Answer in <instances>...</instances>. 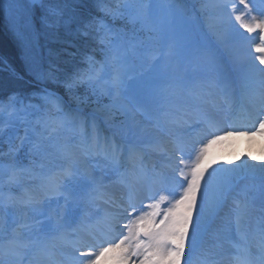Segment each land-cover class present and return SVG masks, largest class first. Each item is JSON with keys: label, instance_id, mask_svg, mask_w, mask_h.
I'll return each instance as SVG.
<instances>
[{"label": "snow or ice", "instance_id": "6c2138e0", "mask_svg": "<svg viewBox=\"0 0 264 264\" xmlns=\"http://www.w3.org/2000/svg\"><path fill=\"white\" fill-rule=\"evenodd\" d=\"M95 2L104 16L122 19L134 27H147L155 35L148 38V43L137 42L136 37L130 41L125 33L115 30L103 19L82 18L68 7V0H0V23L6 25L16 38L26 74L40 84L52 83L63 87L68 97L66 101L57 91L45 86L27 97L13 93L6 99L0 98V144H8L7 155L11 157L7 163L0 160V186L7 185L10 190L7 197L0 196V208L19 205L31 209L45 220L54 221L45 225L41 229L42 235L35 238L32 225L28 223L6 231L5 241L0 244V264H31L29 257L34 250L55 264L51 249H55L57 244L72 248L79 254L78 257L66 258V264H102V261H111V264H182L183 261V264H190L191 253L205 219L218 212L240 179L257 171L264 173V167L257 168L247 161L235 168L208 170V149L222 139L221 133L224 136L264 135V118L259 119L258 128L236 127L233 123L221 127L210 112L171 99L167 93L168 85L130 87L119 71L125 66L129 52L156 59L157 54L163 56L172 51V36L167 27L148 26L151 5L145 0H123L115 8L109 5L108 0ZM239 4L243 5V10L237 14L234 2L217 0L218 18L208 24V32L187 36L184 44L185 54L196 61L203 59L208 70L217 76L229 108L233 107L235 100L222 69L229 58L235 62L244 59L233 52L229 42L255 43L254 51L258 54L255 59L264 66V0H260L259 7L253 0H239ZM179 6L178 0H165L161 5L165 14L162 21L167 20ZM232 17L249 34L248 37L231 26ZM73 23L75 32L80 35L95 33L98 43L104 45L105 61L97 66L92 56L84 55L82 62L87 67L77 68L61 78L60 70L52 60L53 57L58 59L59 53H55L48 44L59 41L61 28L66 34H72L70 24ZM218 24L221 27L218 28ZM253 33H257V37L249 40ZM41 38L44 43H41ZM153 42L160 47H154ZM108 67L114 71H108ZM252 67L264 74V67L257 69L255 64ZM0 68L11 70L17 79H23L2 57ZM81 86L97 97V107L91 112H85L81 107L88 100L87 95H77L76 90ZM103 95L108 96V104L99 102ZM256 95L257 115L264 116V81ZM192 112L197 117L194 128L189 121ZM116 113L124 119L115 122L113 117ZM137 114L158 126L189 125L190 131L203 133L204 138L195 142L201 146L197 148L195 143L176 140L175 149L168 151L160 143L137 142ZM101 116L107 128L102 126ZM21 128L23 135L20 134ZM63 129H70L75 134L85 155H102L125 189L120 201L110 197L105 199V203L117 209L106 211L100 221L104 225L105 238H97L83 218L77 223L65 220L62 215H45L42 199L24 187L25 178H32L39 181L38 188L44 197L63 195L59 185L49 186L44 171L46 164L51 163L49 148L63 154L62 146L52 144V134ZM146 148L164 153L165 163L160 169L153 166L149 171L146 168ZM21 150H25L28 164L16 158ZM186 151L189 152L187 158ZM4 155L0 149V157ZM163 168L169 169L170 174ZM62 171L65 175L72 174L71 166ZM92 183L97 185L95 195L91 197L93 202L107 195L103 185L95 180ZM12 187L20 189V195H13ZM247 207V199L235 201L233 216L237 234L242 232ZM81 233H87L96 242L84 245ZM226 239L235 249L232 264H253L246 240L235 243L230 237ZM259 248L260 264H264V227L260 229Z\"/></svg>", "mask_w": 264, "mask_h": 264}, {"label": "rangeland", "instance_id": "374dc122", "mask_svg": "<svg viewBox=\"0 0 264 264\" xmlns=\"http://www.w3.org/2000/svg\"><path fill=\"white\" fill-rule=\"evenodd\" d=\"M77 1L79 3H84L85 0H77ZM108 1H111L110 4H114L115 7L118 4L123 3V0H108ZM178 2L180 5L179 8L173 11L167 20L162 21L161 17L164 16L165 14L161 10V5L165 3V0H145V3H149L151 5L150 16L147 22L148 26L154 24L157 26L167 27L170 35L172 36L171 43L174 45V47L172 51L166 55L160 56L159 54H157V58L154 59L155 66L153 68H151L152 64L151 66L147 65L149 61H151L150 57L146 56L147 59H144V61H146V63L144 64L146 65V67H148V69L151 72L152 71L155 72L156 79L159 80L164 79L172 82V85H168V83L165 81L162 82V86L163 85L170 86L167 89V93L171 99H173L177 103H183L189 105L188 101H185L183 99V95H185L183 90L187 88L192 91L193 93L192 96L198 101H200L201 102L200 104L204 106V108L206 109L208 107L205 101L206 99L205 93L208 91L205 90L206 85L215 86L217 83L218 89H221V85L218 81L217 76L208 70L206 63L203 59L196 61L193 60L191 57H189L187 54H185L184 44H185V37L199 35L200 33L208 32V24L210 22H215L218 18V10L215 7L217 0H214V3L208 2V0H192V2H186L185 0H178ZM233 2L237 6L238 9L237 14H240V10H243V5L239 4V0H229V3H233ZM253 3H255L258 7L260 6V0H253ZM68 7L70 9H73L69 3H68ZM229 11H231L230 8ZM101 19H103V21L112 28H114V26L110 22V20H112L113 23L116 24L120 23L123 29L126 30L124 33L126 34L127 38L130 39V41L133 39V37H136L138 38L137 40L138 42L144 41L145 43H148L149 42L148 38L150 36L155 35V33L149 31L147 27L141 28L140 25H136L134 27L133 25L128 24L126 21L119 18L115 20H113L111 17H106ZM231 26L235 30H238L240 33H242L243 36L246 37L249 36V34L244 32V30L240 27L239 22H237L234 17H232L231 19ZM217 27L219 28L221 26L218 24ZM3 28L6 34H8L9 36L11 35V37L16 39L13 36L12 32L9 31L6 25L3 24ZM61 30L64 29L61 28L60 31ZM257 35H258L257 33L251 34L249 40H251L252 37H257ZM210 38L214 40V37H210ZM43 40L44 39L41 38V41ZM154 47L159 48L160 46L159 44L154 43ZM229 47L232 48L234 53L243 56L244 59L239 62H235L232 60L231 63L233 65L235 64L236 65L235 67H237L236 72L229 67L230 61L228 62L227 60V62L225 63L222 69L223 75L227 79V83L233 97H236L239 94L237 88L238 81H240L244 93L249 94L250 91L254 90L253 88L254 82L264 81V76L260 72L253 69L252 67L253 64L256 65L257 69L260 67H264L259 65L258 60L255 59V57L258 55L254 51L255 43H250L249 41H242L240 44H234L232 42H229ZM103 48L104 45L103 47H101V49ZM138 60L142 61L140 57H138ZM12 68L15 70L16 73H20L23 76L22 80H25L31 86H34V84L37 83L35 80L32 79L31 76L26 74V69L24 67V64H23V69H24L23 73L16 70L14 67ZM132 68L133 65L130 64V65H125L123 68L119 69L122 78H124L125 81L128 83V85L132 88L145 87V85L148 84L147 75L145 73H141L139 75L135 74L134 71H132ZM141 70L143 71L142 63H141ZM109 71H114V69ZM11 72L12 75L15 76L14 72L13 71ZM131 76L136 78L130 80L129 77ZM208 88L210 93H215V94L217 93L218 95V90H216V88L213 87H208ZM83 92L85 93V95L90 94L89 92L86 91V89H84ZM99 102L101 104H108L109 103L108 96L106 95L100 96ZM210 107L215 111L213 117L218 122H221L223 124L229 123V121H227V114L220 116V112L224 108L222 103L215 104L214 106H212L211 103ZM229 110L236 112V110H234L233 108ZM118 115L119 116L117 117L115 116L113 117L115 122H119L124 119V117L121 116L119 113ZM261 118H264V116L259 115V119ZM100 120L102 126L107 128L108 125L103 123L102 116L100 117ZM143 121H148L151 125H155L158 128V130L161 131V133L171 135L175 137L176 140H183L189 144L195 143L196 141L202 140L204 138V136L201 137L202 134H198L197 136V133L194 132V134H191V132L189 131L190 126L192 128L197 126V123L195 124V122L190 123V126L183 125L177 127L169 124L158 126L154 121L147 120L143 115L137 114L136 116V122L138 125L136 129L137 142H143V137H144L142 133V128L144 127ZM236 127H240V126L236 125ZM258 127H259V123H257V126L255 128ZM5 132H7V129H5ZM20 134L23 135V128L20 129ZM221 135H222V139H220L217 143L211 145V147L208 149L209 171H211L213 168H235L236 165H238V163L239 164L243 163L244 157L246 156L244 153L245 144L249 142L251 143L253 139L264 141V135L259 133L257 134L249 133L247 135H232V136H224L223 133H221ZM152 138L154 140L157 139V137H152ZM52 144L62 146L63 154H61V152L56 151L55 148H49V151L52 153L51 163L46 164L44 171L46 173L49 186L59 185L63 195H58L51 198L44 197L43 192L38 188L39 181L32 178H25V180L23 181L24 187L25 189L34 193L35 195H37L42 199L41 206L43 208L45 215H47L48 213H53L54 215H61V213L66 208L70 207L72 218L77 223H79L81 218L84 219V215H85V220H88V216L94 215L95 212L99 209V205H98L99 200L96 199L94 202L91 200V197L95 194L90 191V188L92 186H97L96 184L92 183V180H95L97 184L103 185V187L109 188L112 184H114V182L118 181V176L113 171L109 162L106 159H104L102 155L92 156V157L85 155L84 148L80 145L79 141L75 137V134L70 129H63L54 132L52 134ZM195 146L199 148L201 145L199 143H195ZM0 149H2L3 152L5 153L3 157H0V160H3L5 163H7L11 159V157L7 155L8 144L7 143L0 144ZM24 151L25 150H21V152L16 155V158L18 160H23L24 164H28V159L24 156ZM188 155L189 152L186 151L185 157L187 158ZM59 159H65L69 162V164H71L72 174L70 176L65 177V179L60 184H57L55 183V179H53L51 175L47 173V171L49 168L59 167L60 164L58 162ZM85 159L89 160L88 163L85 161ZM194 159L195 156L193 154L192 160ZM55 160H57V162ZM151 160L155 161L154 158L150 159L148 157H145L146 168L149 171H151L153 168V165L150 164V162H153ZM90 161H92L91 164H89ZM190 162L191 161H189V163ZM96 164H98V169L95 168ZM156 168L158 169V165H156ZM92 172L96 174V176L95 175L89 176V173ZM258 188H260V191ZM9 191H10L9 187L7 185L0 186V196L7 197ZM11 193L13 195H20L21 190L16 187H12ZM123 195H124L123 193H120L119 197H122ZM245 199H247V201H252V204L248 205L246 213L244 215L242 231L248 233L250 232V229H255V232H258L262 227H264L261 224V221L262 222L264 221V177L261 176L259 177L255 175L251 176L248 174L239 180L236 189L232 192V194L229 196V198L226 200L223 206L218 210V216L220 217L216 218L214 215L211 217H207L205 219L202 225V230L199 233V235H201L202 238H197V245L195 249L199 245H201L205 240H207L213 244L212 251H215V253L225 252V251L232 252L233 251L232 249L234 248H231L232 245L228 244L227 239L224 240V238L230 237L231 240L233 241L241 240L240 235L242 234V232L240 234H237V232L235 231L233 211L230 212L228 216L229 219L226 220V218H224L223 216V214L225 213V212L223 213V210L226 209L227 212V210L230 208V206L233 203L235 207V201L238 200L243 201ZM246 217L248 218L249 221L251 220V217H253L252 220L253 226L255 225L256 226L252 228L250 227L247 228L248 224L246 223L248 222V220L246 219ZM258 220H261L260 223H258ZM23 223H28L32 225V235L33 238H35L37 236L42 235L41 229L45 225L49 223H54V221L45 220L44 217H41L36 213L32 212L31 209L24 208L19 205H17L16 207H9L7 209L0 208V244H2L5 241L6 231L10 232L13 227H16ZM221 226L222 228L224 227L225 229H227L229 233L224 231L223 232L224 236L219 237L217 241L215 240L212 234L213 231L216 230V228H219ZM21 231H24V229H21ZM259 243L260 241L256 242L257 246L255 248L257 249L259 248ZM195 249L193 250V253H195L194 252ZM51 251L59 252L60 258H62V260H65L61 262L56 257H54L55 264H59V262L66 264V258H70L72 256H76V257L79 256V254L75 253L72 248L66 247L65 249L62 250L58 245L56 246L55 249H51ZM251 252H253V250H251ZM30 256L31 258L34 257L35 259V262L34 263L32 262L31 264H52V261L48 260L44 256V254L38 251L34 250ZM194 257H195L194 255L191 256V261H193ZM79 259H84V258L79 257ZM135 259L137 258H133V260ZM227 259H228L227 261H230L232 263L231 257H228ZM102 264H111V261H102ZM208 264H221V263L218 262L216 256H214L212 257V259L208 261ZM257 264H259V261H257Z\"/></svg>", "mask_w": 264, "mask_h": 264}, {"label": "trees", "instance_id": "16d2710c", "mask_svg": "<svg viewBox=\"0 0 264 264\" xmlns=\"http://www.w3.org/2000/svg\"><path fill=\"white\" fill-rule=\"evenodd\" d=\"M68 3L82 18L89 20L92 18H106L102 12L98 11L95 0H85L84 3H79L77 0H68ZM108 3L111 7H115L114 4H110L111 1H108ZM110 21L117 30L122 32L124 31L120 23L116 24L113 23L112 20ZM75 28L76 25L74 23L71 24L70 29L72 34H66L65 30H59V41L48 44V47H50L55 53H59V58L57 59L56 57H53L52 60L53 63L59 68V75L61 78H63L65 74L70 75L77 68H86L87 65L82 62L84 55L92 56L97 62V66L104 63L105 61V53L101 49L103 45L98 43L95 38V33H92L88 36H83L76 33ZM41 43H44V40L41 41ZM0 57L4 58L8 64H10L16 70L22 73L24 72L23 61L20 58L17 40L11 37V35L9 36L6 34L2 23H0ZM40 85L48 86L49 88L59 92L66 98V100H68L63 87L52 83ZM40 89L41 87L35 85L31 86L25 80L17 79L16 76L12 75L10 70L0 68V98L6 99L13 93H17L26 97L30 96L34 92L39 91ZM84 89L85 87L83 86L78 88L76 90L77 95L81 97L86 96L83 92ZM96 100L97 97L92 95L88 96V100L85 102V104L81 105L85 108V112H89V110L97 107V104L95 103ZM33 102L38 103L39 101ZM72 107H76V104L73 103ZM114 116L117 117L119 115L116 113Z\"/></svg>", "mask_w": 264, "mask_h": 264}, {"label": "bare ground", "instance_id": "6f19581e", "mask_svg": "<svg viewBox=\"0 0 264 264\" xmlns=\"http://www.w3.org/2000/svg\"><path fill=\"white\" fill-rule=\"evenodd\" d=\"M262 74V73H261ZM264 76V74H262ZM260 83H255L254 88L255 91L251 92L250 94H243L241 93L239 96H237L236 98V108L238 110H241V114L239 117V122L242 121L244 124L246 123L248 126L252 127L254 124L255 126L257 125V123H259L258 119V115L257 112L259 111V106L257 103V92L260 90ZM212 95V94H211ZM186 100L189 101L191 103V105L193 107H199L200 108V102L198 100H195L192 97H186ZM205 101H207V105L209 106L211 101H214L216 104L219 103V100H217V95L215 96H207V98L205 99ZM208 112H212L214 114V110H208ZM231 115V119L234 118L233 114L230 113ZM194 118H192L191 114L189 116V120L193 121ZM142 121V120H141ZM220 124H222L221 122H219ZM143 125L144 127L142 128V133H143V143L147 144V143H160L163 144L168 151H173L175 149V141L176 138L171 136V135H167V134H163L161 133L160 130H158V128L155 125H151L148 121H143ZM152 137H157V139H153ZM145 138V139H144ZM146 157L148 158H152V157H157L159 162L164 164L165 163V157H164V153L161 151H154L151 148H146ZM244 153H245V157H244V161H247L248 164H254L257 166V168H261L264 167V141L261 140H256L253 139L252 142L247 143L244 145ZM252 157H256L255 160L252 159ZM57 162V160H55ZM85 161L88 163V159H85ZM59 167L57 168H49L47 173L51 175V177L53 179H55V183L60 184L65 177L70 176V175H65L62 171V169L64 168H68L69 166H71V164H69V162L65 159H59L58 160ZM92 161L89 162V164H91ZM239 164V163H238ZM93 168V167H92ZM95 168L98 169V164L95 165ZM167 170V168H165ZM72 170V167H71ZM91 175H95L93 172L89 173V176ZM251 176H261L264 177V173H261L259 171L255 172V173H251L249 174ZM54 182V181H53ZM96 188V186H92L90 188V191L92 193H94V189ZM104 192L107 194L105 197L98 199V205H99V209L95 212L94 215H89L88 216V223L91 226V231L95 233L97 238H105L106 237V233H105V229H104V225L103 223H101V219L102 217L105 215V212H112V211H116L117 209L113 208L112 206H110L108 203H105V199L113 198L117 201H120L122 197H119L120 193L125 192V189L122 187V185L117 181L114 182V184H112L109 188L107 187H103ZM95 194V193H94ZM70 206V205H68ZM52 209V208H51ZM48 210V208H47ZM61 215L64 217L65 220H74L72 218V214L70 212V207L66 208ZM246 219L248 220V218L246 217ZM249 222V225L252 224V222ZM81 239H82V243L84 245H91L94 244L96 242L95 239H93L92 236L88 235L87 233H81ZM62 250L65 249L66 247H63L59 244H57ZM54 257H56L59 261L63 262L64 260H62V258H60V254L59 252H53ZM30 261L31 263L35 262L34 257L31 258L30 256ZM59 264H64V263H60Z\"/></svg>", "mask_w": 264, "mask_h": 264}]
</instances>
